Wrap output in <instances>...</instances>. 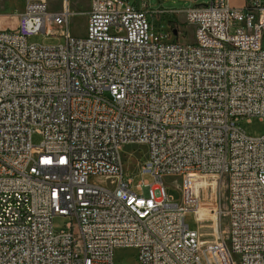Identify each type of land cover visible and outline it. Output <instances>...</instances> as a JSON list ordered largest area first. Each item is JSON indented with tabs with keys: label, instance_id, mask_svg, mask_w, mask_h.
<instances>
[{
	"label": "built area",
	"instance_id": "built-area-1",
	"mask_svg": "<svg viewBox=\"0 0 264 264\" xmlns=\"http://www.w3.org/2000/svg\"><path fill=\"white\" fill-rule=\"evenodd\" d=\"M88 1L83 38L69 0L59 13L24 0L16 30H0V264H115L120 248L137 264H264V135L241 127L264 122V0H185L193 44L155 33L164 12L147 0ZM40 34L65 42H30ZM132 145L147 147L136 176L155 178L135 191ZM213 178L227 227L206 240L200 182Z\"/></svg>",
	"mask_w": 264,
	"mask_h": 264
},
{
	"label": "rangeland",
	"instance_id": "rangeland-1",
	"mask_svg": "<svg viewBox=\"0 0 264 264\" xmlns=\"http://www.w3.org/2000/svg\"><path fill=\"white\" fill-rule=\"evenodd\" d=\"M148 4L154 9H163V16H159L155 20V26L159 32H163L169 40L176 38L182 44H193L195 41V27L186 21L185 11L195 6L196 3L190 1L178 0L162 3L160 0H147ZM71 9L75 15H72L69 21L70 35L75 38H83L87 33V16L85 13L89 8L88 0H69ZM244 3L242 4V6ZM24 6V0H0V30L6 28L16 30L18 25V14ZM50 12H61L64 8V0H48ZM241 8V7H240ZM172 20V21H171ZM65 29L61 26L54 25L52 22H46V31L61 34ZM31 43L41 44L45 46H53L63 44L65 41L60 36H46L40 34L30 39ZM242 129L251 137L258 138L264 135V122L259 118H252L249 121L241 122ZM32 143L35 146H40L43 138L40 134L32 135ZM124 169L127 176L134 177L138 171L139 160L144 159L147 154V147L142 145H132L122 147ZM93 180V179H92ZM101 180V179H99ZM147 181L149 184H155V178L151 176H136L134 178L132 189L135 191L136 185L140 181ZM167 192L176 203L182 202L180 191L181 181L179 178L164 177L162 179ZM102 184L105 181H100ZM200 184L205 188L201 194L203 204L199 208L201 216H205L201 233L204 234L206 240H212L210 237L214 231L218 235L220 228L226 230V217L218 219L215 216L216 210L220 207H226L227 190L226 182L221 179H206ZM211 187V188H209ZM143 195L147 196L149 187L143 189ZM203 192V191H202ZM141 194V192H139ZM66 220L64 218H55L53 221L54 229L59 232L64 229ZM187 224L191 229H197L198 224L192 214L187 216ZM220 225V226H219ZM219 227V229H218ZM137 251L133 248H120L116 250L115 264H137Z\"/></svg>",
	"mask_w": 264,
	"mask_h": 264
},
{
	"label": "crops",
	"instance_id": "crops-1",
	"mask_svg": "<svg viewBox=\"0 0 264 264\" xmlns=\"http://www.w3.org/2000/svg\"><path fill=\"white\" fill-rule=\"evenodd\" d=\"M229 4L233 7L240 8L242 7V4L244 3V0H228ZM6 29V28H4Z\"/></svg>",
	"mask_w": 264,
	"mask_h": 264
},
{
	"label": "bare ground",
	"instance_id": "bare-ground-1",
	"mask_svg": "<svg viewBox=\"0 0 264 264\" xmlns=\"http://www.w3.org/2000/svg\"><path fill=\"white\" fill-rule=\"evenodd\" d=\"M165 17V15H162V17ZM172 21V20H171ZM159 30L156 28V26L154 27V32L157 33ZM163 33V32H162ZM164 34V33H163Z\"/></svg>",
	"mask_w": 264,
	"mask_h": 264
}]
</instances>
